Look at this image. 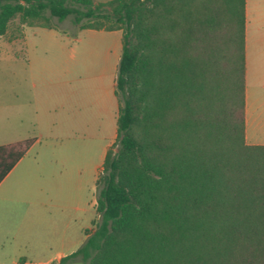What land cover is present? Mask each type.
Returning <instances> with one entry per match:
<instances>
[{"label": "trees", "instance_id": "1", "mask_svg": "<svg viewBox=\"0 0 264 264\" xmlns=\"http://www.w3.org/2000/svg\"><path fill=\"white\" fill-rule=\"evenodd\" d=\"M45 10L123 31L98 218L76 250L41 264H264V144L245 141V0H0V34L16 13L50 25L38 21ZM33 140L0 144V181Z\"/></svg>", "mask_w": 264, "mask_h": 264}, {"label": "crops", "instance_id": "2", "mask_svg": "<svg viewBox=\"0 0 264 264\" xmlns=\"http://www.w3.org/2000/svg\"><path fill=\"white\" fill-rule=\"evenodd\" d=\"M27 25L21 45L31 52L28 77L23 78L21 96H16L15 118L0 108V144L34 140L0 181V238L8 241L0 264L57 261L84 242L98 218L96 180L117 136L121 30L80 28L108 31L111 41L101 66L90 72L92 79L104 81L103 91L94 89L82 97L76 93L71 108L63 92H53L56 78L64 82V61L56 77L51 45L29 43L27 35L29 27L38 26L64 52L67 31ZM245 141L264 144V0H245Z\"/></svg>", "mask_w": 264, "mask_h": 264}, {"label": "rangeland", "instance_id": "3", "mask_svg": "<svg viewBox=\"0 0 264 264\" xmlns=\"http://www.w3.org/2000/svg\"><path fill=\"white\" fill-rule=\"evenodd\" d=\"M99 1V0H94ZM105 1V0H101ZM81 6V5H80ZM82 7V6H81ZM47 19L38 20L40 23H49L67 31L64 52H60L59 43L54 37L44 35V31L33 26L27 29L29 43L38 44L39 42L48 41L51 45L50 53L54 60L55 69L62 61L65 63L64 82L55 79L53 85L54 94L63 92L65 98H69L70 104L66 107H73L76 93L82 97L83 94L89 93L94 89L101 93L103 91L104 81L92 79L90 72L93 68H98L103 63L104 52L111 41L110 34L100 32L99 30H84L82 26L95 28H109L119 25L113 18L106 17H85L79 23H74L73 15L69 14L63 19H58L51 15L48 10L44 11ZM27 22H21L19 13L13 16L5 32L0 34V108H5L12 119L15 118L17 109L16 96H21V88L24 77H28L27 57L31 52H27L25 47L24 35ZM123 31L122 28H118ZM69 42V43H67ZM68 65V67H67ZM55 75H60L59 69L55 70ZM101 91V92H100ZM71 123V122H70ZM72 124V123H71ZM69 125V124H68ZM111 149L115 150L116 145L112 143ZM57 183L58 181L55 180ZM74 179L71 177L69 186L74 185ZM57 186V185H56ZM8 246L5 237L0 238V259ZM64 264H90L88 260H82L80 255L69 259Z\"/></svg>", "mask_w": 264, "mask_h": 264}]
</instances>
